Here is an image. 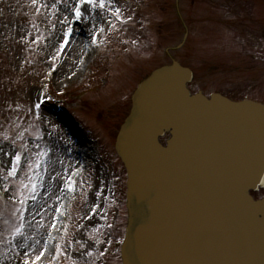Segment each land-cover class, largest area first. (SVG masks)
<instances>
[{
	"label": "rangeland",
	"instance_id": "374dc122",
	"mask_svg": "<svg viewBox=\"0 0 264 264\" xmlns=\"http://www.w3.org/2000/svg\"><path fill=\"white\" fill-rule=\"evenodd\" d=\"M180 14L189 36L173 56L194 90L264 99V0H0V264H121L116 134L140 81L171 60ZM69 205L76 224L58 244Z\"/></svg>",
	"mask_w": 264,
	"mask_h": 264
},
{
	"label": "water",
	"instance_id": "95a60500",
	"mask_svg": "<svg viewBox=\"0 0 264 264\" xmlns=\"http://www.w3.org/2000/svg\"><path fill=\"white\" fill-rule=\"evenodd\" d=\"M192 79L173 59L132 96L115 144L122 264H264V198L250 193L264 188V105L192 94Z\"/></svg>",
	"mask_w": 264,
	"mask_h": 264
},
{
	"label": "bare ground",
	"instance_id": "6f19581e",
	"mask_svg": "<svg viewBox=\"0 0 264 264\" xmlns=\"http://www.w3.org/2000/svg\"><path fill=\"white\" fill-rule=\"evenodd\" d=\"M67 9V8H66ZM89 7L87 5L84 6L83 12H82V17L87 18L86 21L82 24L80 23L79 26L74 27V31L71 35V40L69 41V46L73 52H81L80 49L82 50L83 47V38L87 37L88 31L91 29V26L93 24V19L90 20V23L87 21L90 19L89 12H88ZM57 43V36H54L52 39V45H55ZM67 67H62L60 71L65 70L63 73V76L65 77V74L67 72ZM79 68H76L75 72ZM61 73V72H60Z\"/></svg>",
	"mask_w": 264,
	"mask_h": 264
},
{
	"label": "snow or ice",
	"instance_id": "6c2138e0",
	"mask_svg": "<svg viewBox=\"0 0 264 264\" xmlns=\"http://www.w3.org/2000/svg\"><path fill=\"white\" fill-rule=\"evenodd\" d=\"M87 2H88V3H92L93 0H87ZM79 14H80L79 9H77V15H79ZM15 159H16V161L19 163V161L21 160V157H20L19 155H17V156L15 157ZM12 173H13V175L16 174V168H15V167L12 169ZM39 258H40V257L38 256L37 259H39Z\"/></svg>",
	"mask_w": 264,
	"mask_h": 264
},
{
	"label": "trees",
	"instance_id": "16d2710c",
	"mask_svg": "<svg viewBox=\"0 0 264 264\" xmlns=\"http://www.w3.org/2000/svg\"><path fill=\"white\" fill-rule=\"evenodd\" d=\"M14 2H16L17 4L18 3H20L21 2V0H13ZM30 49V48H29ZM1 56V55H0ZM29 56H32V57H37L35 54H33V51L30 49V51H29ZM29 65H30V67L31 66H34V64L33 63H29ZM74 214V211H72L71 212V215H73ZM73 218H74V216H73ZM68 222V221H67ZM73 225L75 224V223H72Z\"/></svg>",
	"mask_w": 264,
	"mask_h": 264
},
{
	"label": "flooded vegetation",
	"instance_id": "af4514ba",
	"mask_svg": "<svg viewBox=\"0 0 264 264\" xmlns=\"http://www.w3.org/2000/svg\"><path fill=\"white\" fill-rule=\"evenodd\" d=\"M260 101L264 103V99H261Z\"/></svg>",
	"mask_w": 264,
	"mask_h": 264
}]
</instances>
